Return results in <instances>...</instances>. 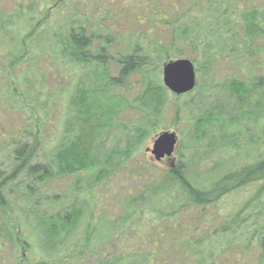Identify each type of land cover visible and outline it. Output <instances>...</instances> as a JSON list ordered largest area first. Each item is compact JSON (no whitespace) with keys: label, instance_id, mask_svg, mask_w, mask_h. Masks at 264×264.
Instances as JSON below:
<instances>
[{"label":"rangeland","instance_id":"374dc122","mask_svg":"<svg viewBox=\"0 0 264 264\" xmlns=\"http://www.w3.org/2000/svg\"><path fill=\"white\" fill-rule=\"evenodd\" d=\"M139 1L0 0V170L10 169L9 157L15 141L31 142L37 138L35 161L47 163L51 171L40 197L41 201L48 197L51 203L40 204L42 211L38 212L46 217L47 228L53 222L50 217L59 211L57 206L63 211L75 208L76 213L80 211L79 203L82 204V211L76 213L70 226H64V221L55 225L59 227L55 239L63 243H59V252L52 256L51 264H189V259L182 261V254L176 252L180 246L173 243L176 237L189 234L190 229H166L158 260L141 261L137 254L150 250L149 240L158 232L157 225L165 228L170 222L157 221L155 227L142 222L140 226L131 221L125 223L122 221L127 208L125 196L133 197L141 208H148L144 203L155 200L150 210L161 207L170 211L171 206H165V202L183 209L186 205L183 195L175 191L172 180L165 174L179 161L183 163L185 175L199 185L240 166L264 161V85L256 84L264 75V38L254 42L243 40L244 29L239 22L241 12L263 13L264 0H223L222 7L218 8L216 3L211 10V2L205 0L203 7L196 4V0H144L153 7H160V13L168 16L173 27L184 23L198 25L200 21L199 29L201 26L208 36L218 32L215 30L222 20L231 22L233 27L227 28H232L231 39L236 45L232 43L234 47L223 54L215 47L213 56L201 54L202 49H196L195 45L185 47V55L178 58H189L193 62L196 87L180 95L167 89L161 110L150 113L148 125L141 120L138 105L118 102L112 124H106L109 126L95 145L99 164L73 174H62L55 156L58 147L70 140L67 132V120L72 111L70 102L78 86H91L84 71L77 68L67 53L70 22L73 18L84 20V15L105 16L106 10H110L112 14L104 20L109 31L104 33H111L107 37L113 39L117 48L122 47V55H125L128 40H134L133 44L142 42L147 28L145 23H136V12L140 14L148 9V6H138ZM205 18L213 20L204 23ZM235 21L240 25L235 26ZM144 39L147 43L167 42L169 34L165 32L160 37L146 34ZM101 41L105 46L106 38ZM150 55L152 60L112 95L127 97L134 103L149 82L165 87L163 67L158 66L155 54ZM113 72L116 74L115 70ZM237 83L241 84L240 89ZM135 128H144L146 134L138 137ZM12 130L15 133H11ZM164 131L177 135L178 148L172 157L155 161L154 155L146 150L152 148L154 139ZM109 152L115 153L112 157L115 163L122 164L113 165L111 159H107ZM128 153L130 157L125 158ZM152 185L155 189L149 187ZM251 192L252 189L241 188L217 204L204 208L187 206L189 212L180 223L185 226L207 221L211 226H218L219 215L236 211ZM53 195L57 200L51 199ZM63 195L68 198L63 200ZM35 199L30 201L35 202ZM17 200L19 202L5 197L12 208L9 218H19V234L23 233V238L19 240L18 249L0 239V245L3 244L0 264H39L49 254L48 250L44 251L45 241H42L47 236L42 237L44 228L34 215L21 213L26 204ZM6 215L0 207V223ZM89 232L92 233L91 245L84 246V237ZM99 251L105 257L99 256L96 260ZM91 252L97 254L91 256ZM252 256L257 258L252 252L241 256L237 253L227 261L247 264Z\"/></svg>","mask_w":264,"mask_h":264},{"label":"trees","instance_id":"16d2710c","mask_svg":"<svg viewBox=\"0 0 264 264\" xmlns=\"http://www.w3.org/2000/svg\"><path fill=\"white\" fill-rule=\"evenodd\" d=\"M207 1L211 2L209 10L213 9L211 7L216 3H218V8L222 7L221 5L224 3L223 0H205V2ZM198 3L202 7L205 5L203 0H199V2L196 0V4ZM149 4L148 1L144 0L137 3L138 6H148L147 11L140 14L136 12V23H145L147 26L145 33H143V41L146 34L149 36L154 33L160 37L165 32L169 34V41L148 42L149 44L139 41L133 44L134 40H128L129 44L126 47L128 52L126 51L125 55H122L121 52L123 48H117V45L112 42L113 39L107 37L111 33L106 35L104 33V31H109L104 24V20L112 14L110 10H106L105 16L93 14L91 18L84 15V20L74 18L71 20L66 42L67 53L76 62L77 68L84 71L83 73L89 79L91 86H78L70 102L72 111L67 120V132L70 140L58 147L55 156L62 174H73L99 164V153L95 151V145L106 131L107 126L112 124L111 121L116 112L115 106L118 102H125L127 106L133 107L138 105L135 107L139 111L141 120L146 125L149 124L150 113L155 114L161 110L162 97L167 88L159 85L155 86L152 82H149L143 92L137 95L138 97L135 98L134 103H131L127 97L112 95L116 89L122 88L132 75L141 71L149 60H152L150 53L156 55L155 59L159 63L158 66L162 65L163 67L165 63L175 60L172 59L173 57L178 59V57L184 56L183 49L190 45H195L196 49H202L201 54L205 53L207 56H213L215 47L219 48L222 54L234 47V45L232 46L233 39H231L232 28H227L228 26L233 27L231 22H223L222 20L215 30L218 32L215 35L208 36L202 32L201 26L199 29L200 21L197 22L198 25L184 23L183 25L174 24L173 27V22H170L168 16L160 13V7H153L154 5ZM214 12H212V15ZM260 15H262L261 18ZM205 19L202 22L208 23V21L213 20ZM174 22L177 23V20L175 19ZM239 22L244 29L243 40L254 42L260 37L264 38V12L261 14L255 10L241 12ZM233 23L235 26L240 25L237 21ZM101 37L106 38L105 46L101 44ZM194 40L195 42H193ZM113 70L116 71V74ZM197 71L200 72V68ZM256 84L264 85V75L258 79ZM237 87L240 89L241 84L237 83ZM109 122L110 124L106 126ZM155 125L156 123L152 124L153 127H156ZM126 127L130 126L126 125ZM134 131L137 132L138 137H143L146 134L144 128H135ZM11 133L15 132L12 130ZM31 135L34 136V131L31 132ZM36 141L37 138L31 140V142L15 141L12 147V155L9 157L10 169L0 170V207L3 212L7 213L0 223V239L11 243L17 249L19 248V240L23 238V233L19 234L21 222L19 218H17L18 220L9 218L12 208H10L11 204L5 201V197L13 198L15 202H19L17 199H21V202L26 204L25 206L22 205L24 208L21 213L34 215V219L39 223V226L44 228V231L41 232L42 237L46 238L47 236L42 241H45L43 244L44 251L48 250L49 254H46L39 264H51L52 256L59 252L58 246L63 243V241L57 242L55 239L59 235V227L56 228L55 225L59 226V222L62 224V221H64V226H70L76 213L82 211V204L79 203L78 209L80 211H76V213L73 211L75 208H68L63 211L61 206H57L56 209L59 208V211L57 210L58 212L53 218L50 217L53 222L47 228L46 217L41 216L38 212L42 211L40 204L46 206L51 203L48 201V197L44 201L40 200L41 192L45 188V181L51 171L47 163L35 161ZM113 155L115 153H107V159H111L110 162H113V165H121L122 162L115 163L112 158ZM128 157H130L129 153L125 158ZM165 174L172 180L175 191L183 195L186 203L183 209L179 205L174 208L175 203L171 205L170 202H165V206H171L170 211L166 212L161 207L150 210V206L155 204V200L144 203L148 208H141L137 203L138 201L132 199L133 197L128 194L124 198V204L127 208L122 221L125 223L131 221L140 226V222H142L144 225L155 227L157 221L168 220V223L170 222L165 228L157 225L158 232H155L153 238L149 240L150 250L145 254L142 253V255L137 254L142 258V262L146 259L149 262L158 260V255L161 253L162 237L165 235L166 229L167 231L190 229L189 234L180 235L177 233L180 236L174 239L173 244L180 246V250L176 252L182 254V261L189 259V264H234L227 261V258L232 259L234 254L237 253L241 256L252 252L257 254V258L252 256L247 264H264V161L232 169L202 185L197 184V182L194 183L185 175V168L181 161ZM149 187L155 189L153 185ZM241 188L252 189V192L243 199L240 203L241 207L236 211L220 214L221 222L218 226H211V222L207 221L199 222V224H186L185 226L180 223V220L189 212L186 210L187 206L204 208L211 204H217L222 198ZM33 197L36 198L35 202L30 201ZM55 198L57 196L53 195L51 199L57 200ZM63 198L65 200L68 197L63 195ZM135 203L137 206H135ZM80 217L81 215L79 219ZM176 223L178 226H176ZM205 230L207 232H204ZM51 241L52 243H50ZM91 242L92 233L89 232L84 237L83 245H91ZM96 254L91 252V256ZM99 256L105 257V254L99 251L95 256L96 260Z\"/></svg>","mask_w":264,"mask_h":264},{"label":"water","instance_id":"95a60500","mask_svg":"<svg viewBox=\"0 0 264 264\" xmlns=\"http://www.w3.org/2000/svg\"><path fill=\"white\" fill-rule=\"evenodd\" d=\"M164 86L175 94L192 91L197 84L196 69L187 58L171 60L163 65ZM178 148V137L174 132L164 131L153 141L152 148L146 151L154 155L155 161L172 157Z\"/></svg>","mask_w":264,"mask_h":264}]
</instances>
